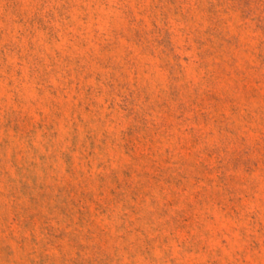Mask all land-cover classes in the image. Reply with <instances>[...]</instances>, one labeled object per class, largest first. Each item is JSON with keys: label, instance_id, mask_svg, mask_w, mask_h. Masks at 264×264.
<instances>
[{"label": "rangeland", "instance_id": "1", "mask_svg": "<svg viewBox=\"0 0 264 264\" xmlns=\"http://www.w3.org/2000/svg\"><path fill=\"white\" fill-rule=\"evenodd\" d=\"M0 264H264V0H0Z\"/></svg>", "mask_w": 264, "mask_h": 264}]
</instances>
